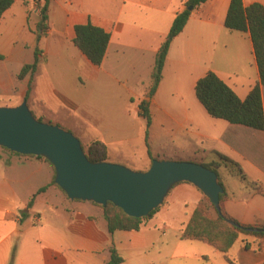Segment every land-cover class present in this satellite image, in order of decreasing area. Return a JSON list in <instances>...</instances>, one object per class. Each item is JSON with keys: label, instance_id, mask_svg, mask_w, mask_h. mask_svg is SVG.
<instances>
[{"label": "crops", "instance_id": "obj_1", "mask_svg": "<svg viewBox=\"0 0 264 264\" xmlns=\"http://www.w3.org/2000/svg\"><path fill=\"white\" fill-rule=\"evenodd\" d=\"M186 1L49 0L48 28L45 36L38 38L37 9H32L28 24L30 7L14 0L0 18V63L5 61L14 38L33 44L27 49L32 52V60L37 44L51 39L50 47L49 42L48 46L43 44L46 52L55 57L58 69L71 72L72 79L71 83L65 80L69 72L63 77L51 72L39 75L41 61H37L26 98L29 109L37 113L35 117L41 115V102L59 100L77 107V102L85 99L84 92L81 94L85 81L101 85L115 81L126 89L129 102L135 101L137 116L142 117L138 104L147 101L151 117L148 142L155 130L154 116L166 133L173 132L177 139L188 141L187 151L194 161L219 163L216 173L224 192L222 209L229 217L244 225H264V127L257 130L211 117L194 93L197 79L208 71L241 100L259 79L249 33L224 26L230 0H205L192 8L182 30L170 41L155 91L146 97L155 54ZM254 2L264 6V0H242L244 6ZM88 21L110 34L100 65H93L72 43L74 25ZM34 27L35 33H28L27 28ZM62 79L73 91L62 84ZM21 80L27 83L29 78ZM26 89H21L22 96ZM91 91L86 90V94ZM261 103L264 118V84ZM142 129L144 132L145 124ZM105 139L97 140L105 143L108 157L112 150ZM138 142L128 153L118 155V163L134 170L148 168L151 160L147 148ZM176 146L167 153L180 155ZM160 150L150 147L153 157ZM216 153L236 163L245 178L224 166ZM51 178L52 169L43 159L14 157L0 150V264H106L110 245L122 257L120 264H264V245L259 249V240L253 235L240 233L226 253L199 240L180 238L203 197L190 182L174 184L138 230L108 233L100 206L68 197L71 201L65 205L59 189L49 184ZM46 185L45 190L37 192ZM46 193L53 201L44 197ZM46 211L52 216H45Z\"/></svg>", "mask_w": 264, "mask_h": 264}, {"label": "trees", "instance_id": "obj_2", "mask_svg": "<svg viewBox=\"0 0 264 264\" xmlns=\"http://www.w3.org/2000/svg\"><path fill=\"white\" fill-rule=\"evenodd\" d=\"M13 1L14 0H0V18L2 17L3 12L11 6ZM22 1L25 4L28 3V0ZM38 1L39 0H37V3H39ZM204 1L205 0H187L185 8L175 14L168 33L155 54L154 66L151 73L152 84L146 93V97L153 94L160 80L162 65L170 41L182 30L192 8L198 6ZM48 3L49 0H43L42 6L38 8L39 20L36 25L37 30H39L38 38L41 35H44L47 30ZM188 6H191V9H188ZM224 26L230 30L245 31L249 33L254 58L258 68L259 79L251 87L246 97L241 100L214 72L208 71L202 77L197 79L194 86L195 96L211 117L221 118L232 124L246 125L261 130L264 127L261 103V86L264 84V6L257 2L244 6L242 0H230L224 19ZM73 29L74 37L72 43L74 46L84 54L93 65H100L106 52L110 34L101 27L93 25L89 21L83 24H76ZM38 55L39 50L36 47L34 49L33 60L30 63H24L17 73L18 79L24 78L27 74L29 75L26 94L24 96L25 99L31 88V77L36 70ZM2 59L3 55L0 54V60ZM138 105L140 108V115L145 119V137L147 138L148 127L151 123L147 101L143 99ZM36 118L42 121L41 118ZM1 148L17 156H35L12 152L5 147ZM83 150L90 161L100 162L106 161L107 159L106 145L100 140L95 139L90 141L87 144V148H83ZM147 154L150 160L154 158L149 150H147ZM216 155L218 156V159H220V162L230 171L242 179L245 178L240 167L236 163L224 155L219 153H216ZM35 157L41 158L49 163L48 160L41 156ZM218 164L219 163L203 165L216 172V166ZM50 166L52 168V178L49 184L59 188L53 181L55 173L53 166L51 164ZM46 187L47 185L41 187L37 192L45 190ZM33 196L28 201V206L31 205ZM223 196L224 192L219 194L220 213H217L214 205L203 195L196 204L188 222L184 226L180 238L199 240L211 245L222 253H226L233 245L238 235L243 233L255 236L259 240L258 248L261 249L264 245V225H244L229 217L222 209ZM90 202L102 208L108 233H112L116 230H138L142 225L143 219L156 212L160 206L159 205L151 210L145 217H133L125 214L122 209L111 202H107L104 206L92 201ZM226 220H231L234 225L229 224ZM243 228H256L257 230L249 232ZM108 251L109 258L106 264H120L122 262V257L113 245L108 247ZM226 260L231 262L227 257Z\"/></svg>", "mask_w": 264, "mask_h": 264}, {"label": "water", "instance_id": "obj_3", "mask_svg": "<svg viewBox=\"0 0 264 264\" xmlns=\"http://www.w3.org/2000/svg\"><path fill=\"white\" fill-rule=\"evenodd\" d=\"M0 146L48 160L54 169V183L69 199L102 206L111 202L129 216L145 217L163 202L174 184L186 181L195 185L220 213L219 194L223 187L211 168L192 161L156 158L145 170L90 161L74 134L38 120L25 98L14 106H0ZM226 221L234 225L231 220Z\"/></svg>", "mask_w": 264, "mask_h": 264}, {"label": "rangeland", "instance_id": "obj_4", "mask_svg": "<svg viewBox=\"0 0 264 264\" xmlns=\"http://www.w3.org/2000/svg\"><path fill=\"white\" fill-rule=\"evenodd\" d=\"M38 2L39 3H37V0H28L27 4L30 7L28 10V24L33 16L32 9L36 8L38 12V8L43 4V0H39ZM34 28L35 29L27 28L28 33L29 31L35 33L36 27ZM50 40L51 39H48L47 41L43 40L41 44H37L40 50L38 61H41L38 73L41 75L44 72H51L53 75L62 74L63 77L64 75H67L66 73L69 71L66 69H58L55 57L51 53H47L44 48L43 44L45 43V46H48V42V47H50ZM32 47L33 44L29 41L27 42V40L24 43L20 42L17 38L12 40L5 61L0 63V106H14L24 99V96L20 93L21 89L24 87L27 88L28 82L26 83L24 80L22 81L21 79H18L17 73L26 59L32 60V52L27 50ZM20 53L22 54L19 55ZM14 57L17 58L14 59ZM70 73L71 72L68 73V77H66L65 80L67 79V81L71 83L72 76ZM24 78L27 80L29 75L27 74ZM33 82L34 73L31 77V85ZM62 84L64 85L63 79ZM84 84L85 85L81 89V94L84 92L85 99L83 100L82 98L79 100L77 102V107L65 105L59 100L44 102V104L41 102L40 105L43 106V110L39 118L46 123L58 125L62 129L74 134L79 139L84 149L87 148V143L91 140L101 139L102 137L104 139L106 138L105 140L108 141L112 150L106 161L111 163H118V155L128 153V151L136 147L134 146L135 143L138 145V141H140L142 145L145 144L149 151L151 146L154 150L161 149V153H157L154 157L156 159L196 162L187 151L188 141L183 138L177 139L173 132L166 133L164 131L166 130L164 126H159V119L157 120L154 116L153 121L155 122V130L153 135H150V140L148 142V132L146 138L145 129L144 132L143 129L142 132L140 131L141 127L145 124V119L137 116L133 109L135 101L129 102L126 89H122L117 82L106 81L105 84L101 85L99 83L94 84L85 81ZM64 86L68 88L69 91H73L70 84ZM89 89L92 91L86 94V90ZM135 98L136 97L133 96L134 100ZM32 113L34 116H37L35 110L32 111ZM175 146L179 147V151L181 150L180 155H169L167 152ZM0 150L8 152L5 149ZM10 154L17 157L13 153ZM47 165L52 169L49 163H47ZM125 166L130 168L127 165ZM59 192L65 201H67V203H65V205H67L71 200L66 197L61 189H59ZM44 197L49 201H53L49 193L44 194ZM86 202L88 203V201ZM45 216L51 217L52 215L46 211Z\"/></svg>", "mask_w": 264, "mask_h": 264}]
</instances>
